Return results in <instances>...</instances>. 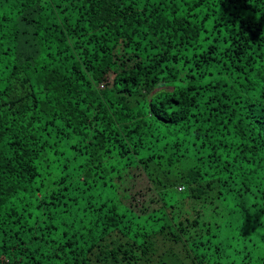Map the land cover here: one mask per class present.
Listing matches in <instances>:
<instances>
[{"label":"trees","instance_id":"trees-1","mask_svg":"<svg viewBox=\"0 0 264 264\" xmlns=\"http://www.w3.org/2000/svg\"><path fill=\"white\" fill-rule=\"evenodd\" d=\"M0 264H264V0H0Z\"/></svg>","mask_w":264,"mask_h":264},{"label":"rangeland","instance_id":"rangeland-1","mask_svg":"<svg viewBox=\"0 0 264 264\" xmlns=\"http://www.w3.org/2000/svg\"><path fill=\"white\" fill-rule=\"evenodd\" d=\"M122 68L120 64L113 66L108 70L105 81L111 82L115 74ZM135 199L139 203L148 202L154 197V192L150 189L149 184L146 182L145 178L142 176H137L133 183ZM154 206V204H152Z\"/></svg>","mask_w":264,"mask_h":264}]
</instances>
